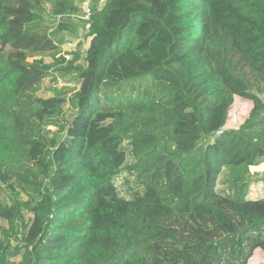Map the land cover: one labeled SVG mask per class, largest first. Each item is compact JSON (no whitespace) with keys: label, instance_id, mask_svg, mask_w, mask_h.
<instances>
[{"label":"trees","instance_id":"obj_1","mask_svg":"<svg viewBox=\"0 0 264 264\" xmlns=\"http://www.w3.org/2000/svg\"><path fill=\"white\" fill-rule=\"evenodd\" d=\"M101 3L78 63L45 14L74 31L81 1L0 0V264H250L264 252V194L250 197L264 184L250 170L264 162V0ZM58 66L78 89L42 87ZM236 96L252 108L226 128Z\"/></svg>","mask_w":264,"mask_h":264},{"label":"rangeland","instance_id":"obj_2","mask_svg":"<svg viewBox=\"0 0 264 264\" xmlns=\"http://www.w3.org/2000/svg\"><path fill=\"white\" fill-rule=\"evenodd\" d=\"M104 0H101L103 3ZM101 3V4H102ZM47 7V11L49 10V6L45 5ZM61 18H54L51 17L48 12L45 14V20L46 23L50 26H52L49 30V33L53 31L54 33V40L56 42L61 43V55H65L67 59H70L73 57V53L77 52L80 55V59L78 60V63H81L84 60V57L86 55L87 48L90 45V37H86L88 28L86 25V21L83 20L81 17H72V22L74 26V31H64V32H58L55 29L56 23ZM80 42H82V45H80ZM58 54V55H60ZM32 60V59H30ZM43 60L45 62H52L53 61V55L43 56ZM50 77L45 78L42 83V87H56L58 89H61L63 87H71L72 90L78 89L80 86V83L70 74H65L62 69L59 70V66L56 67L51 73ZM41 87V89H42ZM41 91V90H40ZM41 95L47 96L50 94V92H46V90H43L40 92ZM236 98V97H235ZM252 106L250 103L245 100L237 97L235 99V102L230 110V116L228 120V125L226 128H238V126L244 122V120L248 117V114L251 110ZM72 114V111L70 110L69 106H65V116L67 118H70V115ZM47 130H51V132H48L47 134L49 136H56L57 135V127L55 126H49ZM251 173L256 175L258 172H264V163H260L255 166L250 167ZM257 177V176H256ZM116 184L118 185L119 190L121 193L129 197V193H131V189L129 187L135 186L134 177L123 174L120 177L117 178ZM259 184V183H257ZM253 185L251 188V197H258L263 194V187H259V185ZM221 187V186H220ZM20 192V199L23 201L29 200V195L25 194V192H22L21 188L16 184V190L14 191V194H19ZM29 216V214H27ZM5 226L7 227L8 224L4 220H0V231L1 227ZM250 264H264V252L261 249H257L254 251L253 255L251 256L249 260Z\"/></svg>","mask_w":264,"mask_h":264},{"label":"built area","instance_id":"obj_3","mask_svg":"<svg viewBox=\"0 0 264 264\" xmlns=\"http://www.w3.org/2000/svg\"><path fill=\"white\" fill-rule=\"evenodd\" d=\"M79 1H81L83 3V11L84 12L82 13L81 17L84 20H88L92 15V9H91V4H90L91 0H79ZM223 132H224V129L221 128L217 131V134L221 135Z\"/></svg>","mask_w":264,"mask_h":264},{"label":"crops","instance_id":"obj_4","mask_svg":"<svg viewBox=\"0 0 264 264\" xmlns=\"http://www.w3.org/2000/svg\"><path fill=\"white\" fill-rule=\"evenodd\" d=\"M237 97H239V98H241V99H244V98H242V97H240V96H236V98ZM235 98V99H236ZM245 100H247L249 103H250V105L252 106V102L250 101V100H248V99H245ZM264 163V162H263ZM257 185H259V187H261V186H264V184H262V183H259V184H257ZM261 195H259L258 197H256V196H254V197H251V195H250V197L251 198H259V197H261V196H263V194H264V187H263V194L262 193H260Z\"/></svg>","mask_w":264,"mask_h":264}]
</instances>
